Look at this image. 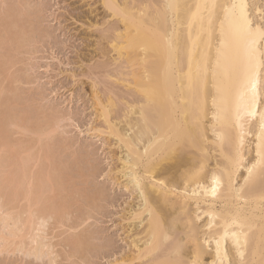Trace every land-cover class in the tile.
Segmentation results:
<instances>
[{"label": "bare ground", "instance_id": "6f19581e", "mask_svg": "<svg viewBox=\"0 0 264 264\" xmlns=\"http://www.w3.org/2000/svg\"><path fill=\"white\" fill-rule=\"evenodd\" d=\"M96 2L119 22L106 40L112 61L131 68L117 71L132 96L126 114L112 121L116 102L101 106L120 149L112 177L132 195L127 249L112 264H264V0ZM41 150L42 170L20 158L11 176L15 212L0 207L12 221L5 247L35 257L45 224L71 205ZM86 241L67 239L79 251Z\"/></svg>", "mask_w": 264, "mask_h": 264}, {"label": "rangeland", "instance_id": "374dc122", "mask_svg": "<svg viewBox=\"0 0 264 264\" xmlns=\"http://www.w3.org/2000/svg\"><path fill=\"white\" fill-rule=\"evenodd\" d=\"M100 5L95 0H0V207L6 209L0 210L13 214L17 207L20 158L26 159L27 171L42 168L38 154L46 147L44 170L53 171L47 172L60 201L71 204L64 210L68 215L45 224L40 257L22 254L16 243L5 247L1 236L12 221L6 226L0 219V264H112L127 249L123 226L128 221L122 218L132 195L112 177L118 175L120 149L105 131L101 106L109 98L116 102L112 121L126 114L132 96L117 71L131 68L112 61L117 52L106 40L119 22ZM104 45L110 52L102 56ZM82 232L85 251L67 242L70 234ZM104 242L112 247L103 250Z\"/></svg>", "mask_w": 264, "mask_h": 264}]
</instances>
